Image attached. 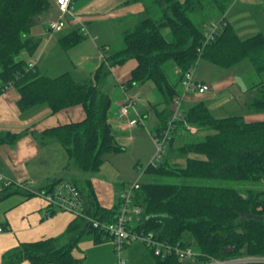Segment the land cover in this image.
I'll list each match as a JSON object with an SVG mask.
<instances>
[{"label":"trees","instance_id":"obj_1","mask_svg":"<svg viewBox=\"0 0 264 264\" xmlns=\"http://www.w3.org/2000/svg\"><path fill=\"white\" fill-rule=\"evenodd\" d=\"M234 1L142 0L145 13L135 26L123 31L124 49L106 55L93 78L78 81L69 72L55 78L45 76L24 59H18L23 52L34 55L39 48V42L30 37V31L35 18L49 8V0H0V96L8 88L15 87L20 94L18 107L22 112L47 105L55 114L82 105L86 112L83 121L50 128L38 134V138L58 142L70 161L67 167H72L73 162L81 171L96 174L108 155L124 151L110 122L111 97L98 86L112 67L136 60L137 67L126 87L154 83L165 98L166 110L171 113L169 107L180 95L183 74L199 58L224 69L249 60L255 71L264 75V35L261 33L241 39L226 18L217 38L204 47L208 24L225 16ZM58 13L57 6L53 19ZM84 38L81 31H74L64 36L61 44L65 50H70ZM171 62L179 73L176 81L166 69ZM249 109L264 112V83ZM163 113L162 126L156 136L161 135L170 118H163ZM179 123L194 126L207 135L203 141L187 143L178 150L186 156L184 165L166 160L160 165L151 163L146 168L147 175L185 180H234L258 184L260 189L241 191L141 182L134 194L133 205L142 210V215L131 227L132 231L171 246H192L201 253L194 263L206 262L208 258L264 257V121L249 123L241 115L217 118L206 104L200 102L185 111L183 121ZM174 132L175 129L166 153L171 151ZM29 133L28 130L22 133L2 131L0 146L15 145ZM64 181L77 187L88 215L102 223L116 220L119 204L111 209L102 207L91 178L80 173L71 179L55 180L41 192L50 193ZM16 193L27 192L15 183L4 185L0 190V201ZM89 233L97 243L111 240L104 231L75 215V220L61 236L22 243L4 254L2 264H84L85 258H76L73 250ZM190 238L195 241V246ZM145 244L153 264H187L174 254L164 258L156 256L154 248Z\"/></svg>","mask_w":264,"mask_h":264},{"label":"crops","instance_id":"obj_2","mask_svg":"<svg viewBox=\"0 0 264 264\" xmlns=\"http://www.w3.org/2000/svg\"><path fill=\"white\" fill-rule=\"evenodd\" d=\"M49 2V8L35 18L30 31V37L39 42V48L34 55L23 52L22 59L45 76L55 78L69 72L78 81L93 78L96 70L105 61L106 55L124 49L123 31L135 26L145 13L142 0H73L63 31L51 32L48 23L57 13V5L56 0H49ZM233 4L227 11L226 18L238 36L241 39H248L260 33L264 35V0H235ZM74 31H81L85 38L76 47L65 50L61 39ZM64 32L66 33L62 36L59 35ZM136 67L137 61L131 59L124 65L112 67L98 83L99 88L111 97V109L113 107L114 109L110 110V122L117 132L118 144L124 148V151L120 153L110 154L114 156L112 161L105 162L100 171L91 178L100 205L107 209L116 207L124 189L137 180L141 182L145 176V174L143 176L130 174L132 181L126 182L123 161L116 157L126 151L125 143H135L137 133L142 131L140 128L142 123L129 126L118 117L119 109L127 101H133L134 106L135 102H139L135 98L136 93H129L136 86L130 89L126 87ZM178 74L176 70L175 75L178 76ZM195 80L209 84L211 90L202 96L199 94V97L195 93L186 96L182 105L183 113L200 101L208 106L214 100L216 90L219 88L216 84L209 82L206 75L201 74L200 78L195 75ZM226 85L228 86V83ZM139 86L142 85H137ZM182 91L180 85L179 93ZM250 92L253 93L252 90ZM19 99L20 94L15 87L8 88L0 96V132L30 131L15 145L0 146V176L3 177V180H0V190L7 181H11L27 192L16 193L0 201V227L4 228V231L0 232V264L3 262L4 254L9 250L22 243L61 236L68 225L75 220V214L58 211L49 206L41 194V189L53 181L69 179L66 176L69 159L58 142L53 139L42 141L38 138V134L50 128L83 121L86 118L85 108L82 105H76L52 114L47 105H40L22 112L18 107ZM134 106L130 110V117L142 118L137 114L138 111ZM169 108L173 109V103ZM166 109V105L161 111L155 109L160 125L156 133H152L153 142L158 129L162 126L161 114ZM166 111L163 113L165 119L171 115L170 110ZM258 121L247 120L246 122ZM203 133L206 134L205 131H198L194 126L189 127L186 123H178L173 134L171 151L165 154V160L171 164H180L177 159L180 154L178 150L187 143H191L190 138ZM152 152L153 150L151 156ZM118 182L121 183L122 190L117 192L114 190V184ZM93 240L95 244H100L95 238ZM22 264L31 263L23 262Z\"/></svg>","mask_w":264,"mask_h":264},{"label":"rangeland","instance_id":"obj_3","mask_svg":"<svg viewBox=\"0 0 264 264\" xmlns=\"http://www.w3.org/2000/svg\"><path fill=\"white\" fill-rule=\"evenodd\" d=\"M65 33L66 32L59 35L62 36ZM21 58L22 56H19L18 59ZM166 69L169 72L171 79L176 81V66L174 63H168ZM201 74L206 75L209 79V82L219 86V88L216 90L214 100L208 105L210 111L215 117L225 118L231 115H241L246 121L248 120L249 122L257 120L264 121V112H256L249 109L250 102L255 96L257 90L261 87V83H264V75L258 74L249 60H244L228 69L214 66L206 60H200L196 67L195 75L197 78H200ZM226 83H228V86ZM251 90L253 93L250 92ZM129 93H136L135 98L139 100V102H135L134 107L138 111L137 114L142 117L143 122L142 126L140 127L142 131L137 133L135 143H125L124 146H126V151L116 156L121 158L123 161V174L125 175V178H127L125 179L126 182L132 181V179L129 177L130 174L135 176H143L145 174L141 182H153L163 185L189 184L198 186L225 187L235 188L241 191H246L248 189H260V185L258 184L234 180H185L177 177L147 175L145 173L147 166L151 163L160 165L165 160L164 157L168 154L167 153L166 155H162V157L158 158L157 147L155 146L152 139V133L155 134L157 127L160 125L157 111L155 109L157 108L159 111H161L165 108L164 97L152 82H146L144 85L139 87L136 86V88L134 90H130ZM182 93L179 94L181 95ZM197 96L199 97V94ZM201 96L200 98H202ZM113 109L114 107L111 110L113 111ZM113 132L117 138L118 135L116 130L113 129ZM209 133H212V131H209ZM206 135L207 134L203 133L197 137L190 138L189 142L203 141ZM152 150L153 152L151 156ZM63 151L66 153L64 149ZM113 157V155H108L106 157V162L110 163ZM177 159L179 160L180 165H184L186 156L178 154ZM71 165L73 166H70L68 173L66 174L67 178L69 179L75 177L76 174L79 173L81 175H85L88 178H93L95 176V174H89L81 171L73 162H71ZM114 190L117 192L122 190L120 182L114 184ZM93 238L94 236L92 234H87L84 236L81 239L79 246L73 250V255L78 259L85 258L84 264H118V255L115 252L113 242H108L107 240L100 244H95ZM189 240H191L195 246V241L191 238ZM148 245L152 246L150 244ZM122 258L127 262V264H153V259L149 257L147 245L143 242H137L132 246L127 247L122 254ZM216 260L229 262L235 261L239 264H249L256 261L264 262V257H244L239 260ZM208 261H210V258H208Z\"/></svg>","mask_w":264,"mask_h":264},{"label":"built area","instance_id":"obj_4","mask_svg":"<svg viewBox=\"0 0 264 264\" xmlns=\"http://www.w3.org/2000/svg\"><path fill=\"white\" fill-rule=\"evenodd\" d=\"M73 0H57L58 15L55 19L48 23V28L51 32H61L66 26V18L72 8ZM226 14L219 20L211 21L204 33V47L213 42L220 34L223 24L225 23ZM203 50H199L202 53ZM201 58L197 60L195 65L186 71L181 80V86L183 93L175 97L173 101V109L170 118L166 124L164 131L160 136L154 138L155 146L157 147V157L160 158L166 154L171 135L176 125L183 121L182 105L190 93L205 94L211 90V86L207 83H201L195 80L196 67ZM30 67H33L30 65ZM134 106L133 101H127L119 109L118 117L122 122L128 123L129 126H135L142 123L140 117H130V110ZM190 127V126H189ZM0 180L3 177L0 176ZM11 181L5 183L6 186L11 185ZM141 182L130 184L119 196V212L116 220L112 223H102L85 211V204L82 196L74 185L64 181L57 184L53 191L50 193L42 192L43 198L46 200L49 206L56 208L58 211H67L75 214L76 216L83 217L87 220L95 229H100L107 234L112 240L115 252L118 255V264H127L122 258V254L129 244L143 242L152 245L156 256L167 257L168 255H176L187 264H239L229 261H220L215 258H211L210 261L205 263H194V260L201 255L200 252L195 250L192 246L179 247L171 246L163 242H156L144 235L143 233H137L132 231L131 227L136 224L142 215V210L133 205V199L135 192L140 188ZM4 228L0 227V232H3ZM242 258H237L239 260ZM252 263H264V262H252Z\"/></svg>","mask_w":264,"mask_h":264},{"label":"bare ground","instance_id":"obj_5","mask_svg":"<svg viewBox=\"0 0 264 264\" xmlns=\"http://www.w3.org/2000/svg\"><path fill=\"white\" fill-rule=\"evenodd\" d=\"M166 126V125H165ZM175 133V132H174ZM114 222V221H113ZM200 257V256H199ZM200 261H202V260H200ZM204 263V262H203Z\"/></svg>","mask_w":264,"mask_h":264}]
</instances>
